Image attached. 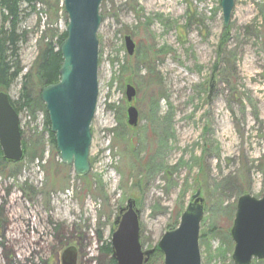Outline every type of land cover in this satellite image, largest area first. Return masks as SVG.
<instances>
[{
    "label": "rangeland",
    "instance_id": "374dc122",
    "mask_svg": "<svg viewBox=\"0 0 264 264\" xmlns=\"http://www.w3.org/2000/svg\"><path fill=\"white\" fill-rule=\"evenodd\" d=\"M219 1H101L90 170L76 177L49 143L42 111H20L23 158L0 164V264H61L54 237L62 222L86 234L77 264H111L100 238L110 241L130 198L140 211L142 250L152 249L197 189L201 264H233L227 233L237 200L259 198L264 187V0H234L227 28ZM61 6L44 0L22 14V74L40 44L65 30ZM125 36L135 44L131 55ZM127 84L135 88L131 102ZM20 89L21 76L7 94L18 100ZM129 105L139 113L135 127L126 122ZM222 246L231 253L217 254ZM149 264H163V256Z\"/></svg>",
    "mask_w": 264,
    "mask_h": 264
},
{
    "label": "water",
    "instance_id": "95a60500",
    "mask_svg": "<svg viewBox=\"0 0 264 264\" xmlns=\"http://www.w3.org/2000/svg\"><path fill=\"white\" fill-rule=\"evenodd\" d=\"M102 0H62L67 24L66 36L59 45L62 64L59 81L43 85L40 99L45 105L50 130L54 135L56 150L63 164L72 165L76 177L90 170L89 150L92 139L90 124L95 114L98 96L97 33L102 21ZM223 27L231 19L234 0H220ZM129 55L135 44L130 36L124 37ZM210 78L209 91L212 89ZM126 100L131 102L135 88L127 84ZM129 126L138 124L139 113L133 105L126 109ZM0 148L3 158L16 163L23 157L19 116L6 92L0 91ZM200 189L192 194L179 217L177 226L163 233L157 243L163 264H201L199 247L200 223L204 214ZM140 211L133 199L119 210L111 235L112 257L116 264H146L153 249L142 250L140 243ZM233 241V264H251L264 260V187L261 197L241 195L236 204L230 229ZM62 264H76L74 249L65 248Z\"/></svg>",
    "mask_w": 264,
    "mask_h": 264
},
{
    "label": "trees",
    "instance_id": "16d2710c",
    "mask_svg": "<svg viewBox=\"0 0 264 264\" xmlns=\"http://www.w3.org/2000/svg\"><path fill=\"white\" fill-rule=\"evenodd\" d=\"M43 1L44 0H0V91L7 93V90L14 80L21 76L19 99L12 100L9 97L10 103L18 115L22 109H26L32 116H35L37 111H42L44 132L48 135L49 143L56 148L54 135L50 130L48 116L45 111V105L40 99V88L43 85L53 84L59 81V70L62 64V55L59 51V45L66 36L65 30L57 35L56 41L47 40L40 44L38 54L32 67L24 74H22V66L19 60V44L25 40L27 34L26 31L18 32L22 14L24 12L26 13V11L34 10L35 6ZM60 10L64 15L65 23H67L62 6ZM20 133L22 137L23 132L21 129ZM160 139V148H157L154 154L156 158L159 157L161 146L164 142L163 137H160ZM21 146L24 155L27 143L23 138L21 139ZM0 164H12V162L3 158L1 148ZM182 212L183 210L179 211L177 216L178 219ZM177 224L178 223H176V225ZM210 230L213 232L216 229L215 227H211ZM204 236H206V234H199V240H203ZM227 238V244L231 246L233 241L230 232L227 233ZM152 249L153 252L146 264H149V261L155 256H158L160 259L162 258V253L158 249L157 244ZM102 251L112 255L110 243L107 244V247H103ZM231 251L232 248L222 246L217 250V254L220 253L224 255L227 252L231 253ZM110 261L111 264H116L112 256Z\"/></svg>",
    "mask_w": 264,
    "mask_h": 264
},
{
    "label": "flooded vegetation",
    "instance_id": "af4514ba",
    "mask_svg": "<svg viewBox=\"0 0 264 264\" xmlns=\"http://www.w3.org/2000/svg\"><path fill=\"white\" fill-rule=\"evenodd\" d=\"M72 229H68L65 223H59L58 224V228L56 229V233H55V237H54V241H55V248H62V251L65 248H72L74 249L75 252V248H83V241L86 240V234H83L82 229H80L77 226L72 225ZM0 229H1V225H0ZM85 238V239H84ZM102 239L100 238V242H101V247H100V251L102 252V254H105L107 256L110 257L111 260V256L110 254H107L105 252L102 251L103 247H107V244L110 243V247H111V239L110 241H101ZM79 243L81 245H79ZM76 254V252H75ZM61 256L62 253L60 254V261L62 264V260H61ZM111 262V261H110ZM77 264V262H76Z\"/></svg>",
    "mask_w": 264,
    "mask_h": 264
}]
</instances>
